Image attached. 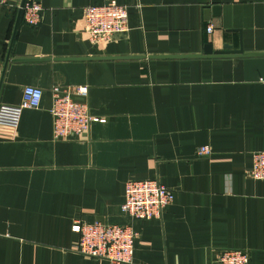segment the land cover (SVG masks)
<instances>
[{
  "label": "crops",
  "instance_id": "obj_1",
  "mask_svg": "<svg viewBox=\"0 0 264 264\" xmlns=\"http://www.w3.org/2000/svg\"><path fill=\"white\" fill-rule=\"evenodd\" d=\"M36 1L41 23L20 18L15 33L21 0L0 8V105L18 106L26 86L43 91L18 127L0 125V264H108L72 251L75 221L131 226L133 264H217L221 249L264 264V181L247 176L264 151V56L159 58L204 44L264 53V0H115L129 31L99 46L82 9L107 0ZM53 86H87L105 122L53 141ZM154 179L175 194L162 218L124 215L125 182Z\"/></svg>",
  "mask_w": 264,
  "mask_h": 264
},
{
  "label": "built area",
  "instance_id": "obj_2",
  "mask_svg": "<svg viewBox=\"0 0 264 264\" xmlns=\"http://www.w3.org/2000/svg\"><path fill=\"white\" fill-rule=\"evenodd\" d=\"M10 5L9 0H0V8ZM19 8V6H17ZM42 7L36 0H26L21 13L24 24L37 27L42 20ZM128 8L115 0L82 9V32L92 46L111 41L117 35L126 34ZM212 26L206 28L210 33ZM43 91L26 86L22 90L18 106L0 105V125L16 128L24 110L38 109ZM52 140L86 138L92 123H104V119L91 116L88 106V87L53 86L51 88ZM210 153L208 146L198 148V156ZM248 178L264 181V151L252 155ZM174 191L161 185L158 180L127 181L124 184L121 212L134 220H160L164 210L174 200ZM71 232L78 236L72 251L93 260L108 264H133L134 244L137 234L129 225H108L100 222L75 221ZM217 264H248L247 250L221 249Z\"/></svg>",
  "mask_w": 264,
  "mask_h": 264
},
{
  "label": "water",
  "instance_id": "obj_3",
  "mask_svg": "<svg viewBox=\"0 0 264 264\" xmlns=\"http://www.w3.org/2000/svg\"><path fill=\"white\" fill-rule=\"evenodd\" d=\"M25 1L26 0H21L20 2V5L17 11L15 26H14V33L18 27V24L21 18L22 7ZM218 13H219V8L217 6L206 8V11H204V19L208 20L209 14H211L212 16H217ZM14 33H13L11 41H13ZM8 56H9V53L7 54V57ZM261 56H264V53H245L241 45L238 50H232L230 46L224 45L223 50L213 52L210 44H204L201 50V53L198 55H173V56H160L159 58H228V57H261ZM130 58H135V57L121 56V57L114 58V59H130ZM93 59H110V58H93Z\"/></svg>",
  "mask_w": 264,
  "mask_h": 264
}]
</instances>
